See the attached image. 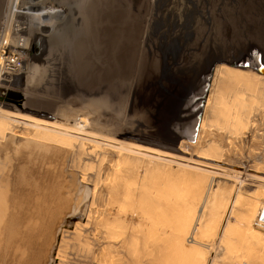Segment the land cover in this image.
<instances>
[{"label": "rangeland", "instance_id": "374dc122", "mask_svg": "<svg viewBox=\"0 0 264 264\" xmlns=\"http://www.w3.org/2000/svg\"><path fill=\"white\" fill-rule=\"evenodd\" d=\"M4 1L0 0V23ZM35 1L38 9L32 8L34 14L19 20L20 30L13 38L9 36L12 39L7 36L0 42V264H167L163 256L172 247L174 231L165 218L170 212L164 211L166 221L155 219L160 228L154 223L156 234L151 237L147 217L153 215L154 219L164 206H157L150 196L149 185L154 181L144 178L138 160L122 158L123 163L114 170L76 148L85 144L65 143L76 141L65 133L64 140L61 136L50 140L46 130L28 128L44 127L51 121L68 127L82 124V119L81 131L86 128L87 132L175 154L179 149L186 159L221 169L225 177L236 181L233 188L232 181L190 170L187 188L195 196L194 208L199 209L195 230L202 228L201 219H217L224 206L230 205L232 215L223 217L234 233L230 236L235 238L238 231L236 236L243 241L251 225L257 230L252 246L244 247L229 236L232 244H241L235 250H245L241 255L247 258L258 252L264 256V177L258 176H264V107L260 115L254 113L255 120L247 122L250 131L246 135L244 120L235 124L236 136L233 126L228 128L230 116L219 121L223 107L234 109L226 80L221 79L224 70L231 76L236 69H248L264 79V72L255 68L257 63L264 67V0H207L201 4L179 0L187 7V42L183 39L186 24L179 29L169 26L164 9L168 2L173 5L178 0ZM169 39H173L169 45L172 54H166L164 64L155 46ZM91 47L102 53L99 59L95 60ZM207 72L200 100L197 91ZM241 91L245 94L240 104L244 105L253 89ZM252 120L255 126L249 125ZM227 128L232 130L230 135ZM135 164L137 170L132 167ZM121 173L127 178L131 174V181ZM172 177L174 188L180 176ZM110 178L118 182L109 187ZM211 229L203 236H208L206 241L204 238L207 247L198 251L200 264L219 257V234ZM92 232L97 236L92 238ZM161 236L167 238L166 244ZM186 240L184 249L191 244ZM84 250L87 256L79 263Z\"/></svg>", "mask_w": 264, "mask_h": 264}, {"label": "bare ground", "instance_id": "6f19581e", "mask_svg": "<svg viewBox=\"0 0 264 264\" xmlns=\"http://www.w3.org/2000/svg\"><path fill=\"white\" fill-rule=\"evenodd\" d=\"M116 2L118 1H121V0H114ZM202 1H205L207 2V0H195V2L197 3H202ZM213 1V0H212ZM210 1V2H212ZM235 1V0H234ZM5 7H4V10H3V13H2V22L0 23V42H1V39H5L7 38H13V36H15V32H17L18 30H20L19 28L21 27V25H19V20L21 21V19H26L29 17V15L31 14H34L33 12V9L34 8L35 10H37V5L33 4L35 3L36 1L35 0H5ZM39 2V1H38ZM45 2V0H44ZM176 4H173L171 5V3H167L166 6H165V11H166V18L169 19V23L168 25L169 26H173V25H177L178 27H175V28H178L181 26V24L183 25L182 28H184V24H186V28H185V31L184 33V36H183V39L186 41L187 39V32L189 31L188 27H187V7L185 4H181V2L178 0V2L176 1L175 2ZM45 4V3H44ZM115 4V2H114ZM215 4V2H214ZM43 5V4H42ZM213 5V4H212ZM93 5H91L92 7ZM90 7V8H91ZM94 8V7H93ZM96 8V7H95ZM27 9L29 10L28 12H24V10ZM154 11V10H153ZM96 12V10H95ZM200 13V12H199ZM206 14V13H205ZM203 18V17H202ZM114 19V18H113ZM113 19H111V22L114 21ZM197 19V18H196ZM201 19V18H199ZM202 20V19H201ZM199 21V20H198ZM201 22V21H200ZM108 23V22H107ZM115 23V22H114ZM199 23V22H198ZM119 24V23H118ZM4 27V29H3ZM112 27V26H111ZM110 27V28H111ZM153 27V26H152ZM203 27V26H202ZM151 28V27H150ZM114 29V28H113ZM152 29V28H151ZM169 29V28H168ZM174 29V28H173ZM108 37L110 39V29L108 28ZM155 31V29H153ZM104 31V30H103ZM113 31V30H112ZM153 31V32H154ZM3 32L5 34H7L6 36L3 35ZM78 31H76L77 33ZM178 32V31H177ZM15 33V34H14ZM21 33V32H20ZM19 34V33H18ZM69 34V33H68ZM79 34V33H78ZM151 33H147L148 36H150ZM165 34V33H164ZM97 36V33L95 34ZM103 35V34H102ZM11 36V37H9ZM18 36V35H16ZM101 36V35H100ZM153 36V34H152ZM155 37V36H154ZM11 38V39H12ZM70 38V37H69ZM113 38V37H112ZM147 38V37H146ZM150 38H152L150 36ZM21 40V37L19 38ZM20 40L19 43L21 42ZM154 40V38H153ZM152 40V41H153ZM166 40V39H165ZM170 40V41H169ZM168 41H166L165 43L162 41V45L163 47H165L166 49H170L169 45L170 43L173 42V39H169ZM15 42V41H14ZM148 42V40H147ZM145 42V43H147ZM187 42V41H186ZM185 42V43H186ZM149 43V42H148ZM153 43V42H151ZM18 44V43H17ZM106 44V43H104ZM103 44V45H104ZM111 44V41L108 40V45ZM186 46V45H185ZM105 47V46H104ZM65 48V47H64ZM148 49V48H147ZM60 50V48H59ZM150 50V49H149ZM153 50V49H152ZM157 50V49H156ZM82 51V50H81ZM85 52V51H84ZM91 52L93 54V57L95 58V60L99 59L101 55L99 54H102L100 53L99 51L95 50L94 48L91 47ZM65 53V52H64ZM151 53V52H150ZM166 53V52H164ZM155 54V53H154ZM157 54H158V51H157ZM65 55V54H64ZM170 55V54H169ZM168 56V55H167ZM162 57V63L165 62L164 59L168 58V57ZM159 62V61H158ZM166 63V62H165ZM164 63V64H165ZM246 64H249L248 62H245ZM94 64V63H93ZM95 65V64H94ZM160 65V64H159ZM160 67H164V66H160ZM159 68V67H158ZM13 69V68H12ZM169 69V67H168ZM241 69V68H240ZM8 70V69H6ZM163 71V70H162ZM259 72L263 73L264 71L259 69ZM229 71H223L222 74H221V79H224L226 80V87H228V97L229 96H232L233 99H234V109L232 111H227L228 109H226V106L223 107L222 111L223 113H221V115H219V121L221 122L223 120V118H225L226 116H230V121H229V126L228 128H231L232 126V129H235V132H234V135L236 136L237 134V129L235 128V124L236 123H240L241 120H244L246 122L245 124V135L248 134L246 131H250V130H247L249 129V126L248 128L246 127V125L249 123V121L251 119L255 120L253 118L254 113L258 114L259 112V115L261 113V110L262 108L264 107V79L262 78V76H260L259 74H257V72H252V71H248V69H245V70H239V69H236L231 76H229ZM217 79V78H216ZM218 80V79H217ZM219 82V81H218ZM225 84V83H224ZM252 87L253 91L251 93V95H248V97L244 98L246 100L245 104L244 105H241L242 104V98H243V95L242 94H245L243 93L241 90L243 91H248L250 88ZM214 88V87H213ZM217 90V89H216ZM247 96V95H246ZM227 97V98H228ZM240 99V102L236 103V101ZM100 100V99H99ZM243 102V103H244ZM236 103V105H235ZM241 103V104H240ZM101 104V103H100ZM240 104V106H239ZM224 106V105H223ZM243 107V108H242ZM65 108V107H64ZM247 109V110H244V109ZM226 109V110H224ZM70 111V110H68ZM64 112V111H63ZM71 112V111H70ZM228 113V114H227ZM62 114V113H61ZM59 115V114H58ZM258 115V116H259ZM60 116V115H59ZM257 116V118H258ZM85 117V116H84ZM244 118V119H243ZM86 119V118H85ZM81 120V118H80ZM252 120V122H253ZM258 120V119H256ZM78 121V120H77ZM86 121V120H85ZM81 122H83L82 124L80 123H74L73 126H61V125H64V124H56L57 122H54V121H51V123L49 124H45L47 127H39V126H35V125H31L29 126L28 128L30 129H33L32 131H34V129H39V130H46L47 133H46V137L49 138L50 140L52 138H58L59 136H61L60 139L64 140V136L68 135L70 136L72 139L76 140L75 142H72L70 141L69 142V139L68 141H66L65 143H70L72 144L73 146L77 145V143H83L85 144L86 146L83 147L82 145H77L76 148L79 150V151H83L86 155H91L93 156L94 158H98V162L101 164V162H105L106 164L108 163V165L110 166V168L112 169H116L117 166H120V164H118L119 162L121 163L123 161L122 158H133V160H138L139 161V164H138V168L141 167V170L142 168L144 170L143 173H144V178L146 179V177H150L151 180H153L154 182L151 184V186L149 185V188H152L150 189L151 191H149V193H152V195H150L151 197H153V200L154 202L157 204V206H160L163 205L164 206V209H161V211L159 212H156L157 214L155 215V218L153 219V215L151 216V219L148 218L147 216V223H149L150 225H152L151 227V230L152 228L154 229L153 225L157 224L155 223V219H157L158 221L159 220H164L165 218H167V222L169 224H171V226L174 227V231L171 235V240H173V244H172V247L171 249H168L167 248V255L164 257L163 256V260L165 262H167V264H200V256L198 255V251L199 250H202L200 249V247H207V243L205 242L206 241V238H208V236L205 238V241H204V238L203 236L205 235H209L210 232L208 233V231H211L213 229H211L212 227L215 229L214 233L215 234H219L218 236V241H217V246H220L221 247V250L219 252V257L216 259L212 258V261L210 264H264V256L260 255V253L258 252V254H253V255H248V258L247 256H243L244 255V252L242 249H240L241 251L239 252V250H235L236 249V246H237V243L238 241L234 244L231 243V239H229V236H230V233L233 231H230L227 227L228 225V221L226 222V219H224L223 217H229L230 215H232V211H233V208L231 207L229 209V206H227V204L224 206L219 218L217 217V219L213 218L211 219V217H207V221H205V224H204V221L201 219V222L202 223V228L199 230L197 229V231L195 230L197 228V219L195 218V213L196 211H199V209H195V200H194V197H192L190 195V191L189 189L187 188V180L189 179V175L191 173H193L192 171L190 170H194V171H197V172H202L203 174H205V176L209 177V176H212L214 175L215 177L217 176L218 178H222V179H225V180H228V181H232V188L233 186L236 184V181L234 179H228L227 177H225L222 173H221V169L219 168H216V167H212L210 165H206V164H202V163H199V162H196V161H193V160H190V159H186L184 156H181L179 154H181V152L179 151V149H177L176 151L178 152V154H175V153H171V152H167V151H161V150H158V149H154V148H148V147H143V146H140V145H137V144H134V143H131V142H128V141H124V140H119V139H113V138H109V136L107 137L105 134H99L96 133V131H94V133H91L90 130L89 132L85 131H81L82 127L84 126V119L81 120ZM93 122V121H92ZM199 122V118L197 117L193 123H198ZM248 122V123H247ZM251 122V123H252ZM91 123V122H90ZM263 123V122H262ZM16 124V123H15ZM93 124V123H92ZM100 124V123H99ZM87 125V124H86ZM241 125V124H240ZM249 125H254V122L252 124H249ZM257 125V124H256ZM259 125V124H258ZM262 125V124H261ZM13 126V125H12ZM197 126V125H196ZM195 126V127H196ZM216 126V125H215ZM242 126V125H241ZM255 126V125H254ZM61 127V128H60ZM99 127V126H98ZM24 128V127H23ZM51 128V129H50ZM221 128V126H220ZM227 128V129H228ZM252 128V127H251ZM93 129V128H92ZM196 129V128H195ZM215 129V128H214ZM6 130V128H5ZM15 130V129H14ZM25 130V129H24ZM83 130V129H82ZM87 130V129H86ZM96 130V129H95ZM111 130V129H110ZM194 130V128H193ZM229 130V129H228ZM255 130V128H254ZM10 131V130H9ZM28 131H30L28 129ZM232 131V130H231ZM229 130V135L231 134V132ZM256 131V130H255ZM6 132V131H5ZM13 132V131H12ZM19 132V131H17ZM68 134H67V133ZM232 132V133H233ZM257 132V131H256ZM262 132V131H260ZM66 135H65V134ZM31 134V133H30ZM33 134V132H32ZM109 134V133H108ZM252 134V132H251ZM264 134V133H263ZM228 135V134H227ZM228 135L229 138H232ZM233 135V136H234ZM244 135V134H243ZM244 135V137H245ZM254 135V134H253ZM252 135V136H253ZM258 135V134H257ZM43 136V135H42ZM45 136V135H44ZM56 136V137H55ZM188 137V136H187ZM192 137V134L191 136H189L188 138H191ZM248 137V136H246ZM254 137V136H253ZM234 138V137H233ZM226 139V138H225ZM237 139V138H236ZM243 139V138H242ZM47 140V139H46ZM228 140V139H227ZM241 140V139H240ZM243 141V140H242ZM51 142V141H50ZM49 142V143H50ZM244 143V142H243ZM231 144V143H230ZM59 145H62L59 144ZM58 145V146H59ZM68 145V144H67ZM66 146V145H65ZM70 148V147H69ZM63 149V148H62ZM65 150V149H64ZM175 151V152H176ZM100 152V153H98ZM98 154H101L98 156ZM108 157H107V156ZM182 155H185V156H189V154H183ZM90 156V157H91ZM107 157L108 160L106 161H103V159ZM121 158V159H120ZM106 159V158H105ZM125 160V159H124ZM127 160V159H126ZM131 160V159H129ZM130 162V161H129ZM123 163V162H122ZM126 164H129L128 162L125 161ZM136 163V162H135ZM137 164V163H136ZM136 164L133 165L132 167L134 169H136ZM103 165V164H102ZM122 166V164H121ZM125 166V165H124ZM128 167V165H127ZM130 167V166H129ZM121 168V167H119ZM124 168V167H123ZM125 169V168H124ZM126 172V170H124ZM129 169V168H128ZM99 170V169H97ZM120 170V169H119ZM122 170V169H121ZM120 170V172H121ZM137 170V169H136ZM140 170V169H139ZM213 170H218V171H213ZM122 171V173H123ZM129 171H132L129 170ZM141 171V172H142ZM253 171V170H252ZM113 172V171H112ZM124 172V173H125ZM135 172H139V171H135ZM121 173V177L124 179L127 178V175H123ZM129 173V172H127ZM125 173V174H127ZM131 173V172H130ZM133 173V171H132ZM258 173V172H257ZM255 173V174H257ZM260 173V172H259ZM98 174V173H96ZM100 174V173H99ZM138 174V173H136ZM136 174H133V175H136ZM197 174V173H196ZM264 174V173H262ZM113 175V174H111ZM117 175V176H116ZM115 177L116 179H118V174H116ZM120 175V174H119ZM148 175V176H147ZM180 176V182L179 183H175L174 184V188L170 185V180L169 178L171 176L175 177V176ZM114 176V175H113ZM112 176V177H113ZM131 176V174H130ZM128 175V178L130 177ZM137 176V175H136ZM199 176V174H198ZM258 176H261V177H264L263 175H258ZM99 177V176H98ZM96 177V179L98 178ZM111 177V178H112ZM172 177V179H173ZM195 177V176H194ZM109 179V187L110 185L112 184H115L116 182L118 181H114V179ZM131 178V177H130ZM188 178V179H187ZM179 179V178H178ZM215 179V178H214ZM95 180V179H94ZM98 180V179H97ZM119 181L121 179H118ZM130 180V179H129ZM195 180V179H194ZM199 180V179H198ZM238 181H241L243 182L242 184H249V185H253L251 182H247V181H242L240 179H236ZM131 181V180H130ZM150 181V180H149ZM234 181V182H233ZM105 182H108V180H106ZM123 181L121 180V183ZM143 182V181H142ZM141 182V183H142ZM214 182V181H213ZM240 182V183H241ZM97 183V182H96ZM102 183V182H101ZM126 183V182H125ZM212 183V182H211ZM211 183H208V184H211ZM95 184V183H94ZM108 184V183H107ZM119 184V183H118ZM145 184V183H144ZM238 184V183H237ZM120 185V184H119ZM124 185V184H122ZM128 186V184H126ZM130 185V183H129ZM135 186V185H134ZM182 186V187H181ZM198 186V185H197ZM259 186V185H258ZM257 186V187H258ZM125 187V186H124ZM131 187V186H129ZM164 187V189L162 188ZM199 187V186H198ZM95 188V187H94ZM132 188V187H131ZM184 188V189H183ZM188 189V190H187ZM113 190V189H112ZM125 191V189H123ZM134 190V189H133ZM132 191V190H131ZM94 192V191H93ZM111 192V191H110ZM187 192L189 193V198L187 196ZM194 192V191H193ZM198 192V190H197ZM260 192V191H259ZM263 192V190H262ZM196 193V191H195ZM263 194V193H262ZM130 195V194H129ZM132 195V194H131ZM195 195V194H194ZM240 195L239 192H237V195L238 196ZM199 196V195H198ZM233 196V195H232ZM249 196V195H248ZM127 197V196H126ZM140 197V196H138ZM138 197H136L138 199ZM224 197V196H223ZM235 197V196H234ZM141 198V197H140ZM146 198V197H145ZM241 198V197H240ZM230 199V197H229ZM234 199V198H233ZM246 199V197H245ZM250 199V198H249ZM124 200V199H123ZM139 200V199H138ZM141 200V199H140ZM126 201V200H125ZM147 201V200H146ZM233 201V200H232ZM235 202H237L236 200H234ZM240 201V200H239ZM119 202V201H118ZM141 202V201H140ZM235 202L233 204H235ZM142 203V202H141ZM144 203V201H143ZM200 203V202H198ZM227 203V202H226ZM243 203V202H242ZM122 204V203H121ZM154 204V203H152ZM244 204V203H243ZM250 204V202H249ZM123 205V204H122ZM125 205V204H124ZM149 205V204H148ZM218 205V203H217ZM247 205V204H246ZM140 206V205H139ZM156 206V205H154ZM198 207V206H197ZM121 208V207H120ZM144 208V207H143ZM155 208V207H154ZM218 208V207H216ZM220 208V207H219ZM145 209V208H144ZM167 209L169 210V214L167 213L168 217L165 216L164 217V214H166V212L164 211H167ZM117 210V209H116ZM151 210V209H150ZM163 210V211H162ZM220 210V209H218ZM102 211V210H101ZM142 211V210H141ZM149 211V210H148ZM201 211V209H200ZM217 210H215V213H216ZM140 212V211H139ZM164 212V213H163ZM220 212V211H219ZM218 212V213H219ZM240 212V211H239ZM124 213V211H123ZM150 213V212H149ZM205 213V212H203ZM118 214V213H117ZM147 214V213H146ZM198 214V213H197ZM211 214V213H210ZM100 215V214H99ZM125 215V214H124ZM201 217H203L202 215L204 214H201ZM116 216V215H115ZM206 216V215H205ZM235 216V215H234ZM98 217V216H96ZM102 216L100 215V218ZM117 217V216H116ZM124 217V216H123ZM159 217H161L159 219ZM197 217V216H196ZM102 219V218H101ZM196 219V220H195ZM162 220V221H163ZM37 221V219H36ZM160 221V222H162ZM166 221V219H165ZM34 222V221H33ZM32 222V223H33ZM101 222V220H100ZM108 222V221H107ZM200 222V221H199ZM198 222V223H199ZM238 222V221H237ZM241 222V221H239ZM119 223L123 224L122 222H118V225H120ZM155 223V224H154ZM164 223V222H163ZM245 223V222H244ZM99 224V223H98ZM117 224V223H116ZM149 224H147V226H149ZM159 224V223H158ZM158 224H157V228H160L158 227ZM162 223H160L161 225ZM166 224V223H165ZM196 224V225H195ZM239 224V223H238ZM250 224V223H248ZM115 225V223L113 224ZM124 225V224H123ZM168 225V224H167ZM36 226V225H35ZM104 226V225H103ZM110 226V225H109ZM201 226V225H200ZM215 226V227H214ZM230 226V225H229ZM239 226H242V225H239ZM247 226V224H246ZM245 226V227H246ZM249 226V225H248ZM247 226V227H248ZM99 227V226H98ZM96 226V229L98 228ZM117 227V226H116ZM121 227V226H119ZM124 227V226H123ZM129 227V226H128ZM148 227V228H150ZM172 227V228H173ZM194 227V228H193ZM112 228V227H111ZM162 228V226H161ZM163 228H164V225H163ZM170 228V227H169ZM168 228V229H169ZM232 228V227H231ZM253 226L251 225V228H250V232H246V235H243L244 239L245 240H239L240 238H238L236 235H238V231H237V234H235V238L232 236L234 235V233L231 235L232 238H234L235 240H239L243 243L241 244H244V247L245 246H248V245H251L255 243V239L257 237V230L254 231V229H252ZM119 229V228H118ZM142 229V228H141ZM167 228L164 229L165 231L168 230ZM211 229V230H210ZM239 230L241 228H238ZM243 229V227H242ZM249 229V228H247ZM95 230V229H94ZM113 230V229H112ZM116 230V229H114ZM125 230V229H124ZM122 230V231H124ZM135 230V229H134ZM148 230V229H147ZM234 230V229H233ZM246 230V229H245ZM98 231V229H97ZM100 231V230H99ZM98 231V232H99ZM136 231V230H135ZM135 231H132V232H135ZM156 231V229H155ZM155 231L152 230L151 232V237H153L156 233ZM159 231V230H158ZM157 231V232H158ZM171 231V229H170ZM242 231V230H241ZM121 232V231H120ZM150 232V229L149 231ZM168 232V231H167ZM193 232H196L195 236L193 237V240L191 239V236L193 234ZM93 233V232H92ZM144 233V232H143ZM170 233V232H169ZM236 233V232H235ZM243 233V232H241ZM245 233V231H244ZM97 233H93L92 234V238H94ZM137 234V233H136ZM145 234V233H144ZM165 234H167L165 232ZM205 234V235H204ZM121 235V234H120ZM135 235V234H134ZM143 235V234H142ZM147 235V234H146ZM150 235V233H149ZM160 235V234H159ZM106 236V235H104ZM148 236V235H147ZM166 236V235H165ZM168 236V235H167ZM166 236V237H167ZM198 236H201V237H198ZM213 236V231H212V235ZM210 236V237H211ZM230 236V237H231ZM114 237V236H113ZM121 237V236H120ZM139 237V236H138ZM164 240L163 243H165V240H167V238H164V236H161ZM170 237V235H169ZM239 237H242L239 236ZM160 238V237H158ZM188 238V242H190L191 244L189 245L190 247L189 248H186L184 249L185 247V244L187 243V239ZM106 239V238H105ZM117 239V238H116ZM142 239V238H141ZM216 239V238H215ZM233 239V240H234ZM151 240H154V238H152ZM138 241V240H137ZM159 241V240H158ZM216 241V240H215ZM245 241V242H244ZM120 242V241H119ZM122 242V241H121ZM124 242V241H123ZM157 242V241H156ZM167 242V241H166ZM169 242V241H168ZM167 242V243H168ZM171 242V241H170ZM233 242V241H232ZM144 243V242H143ZM148 243H150L148 241ZM153 243V241L151 242ZM123 244V243H122ZM139 244V243H138ZM145 244V243H144ZM166 244V243H165ZM163 244V246L165 245ZM240 244V243H238ZM240 244V246H241ZM120 245V244H119ZM187 245V244H186ZM210 245V244H209ZM213 245V244H212ZM211 245V246H212ZM140 246V245H139ZM143 246V245H142ZM167 245H165L164 247H166ZM169 246V245H168ZM195 246V247H194ZM146 247V246H145ZM196 247H198L199 249L197 250ZM219 248V247H218ZM238 248V246H237ZM151 249V248H150ZM148 249V250H150ZM166 249V248H164ZM163 249V250H164ZM205 249V248H204ZM244 249V248H243ZM252 249V247H251ZM136 250V249H135ZM144 250V249H143ZM147 250V251H148ZM169 250V251H168ZM246 250H247V247H246ZM161 251V250H160ZM205 251V250H204ZM21 252V251H20ZM133 252V251H132ZM136 252V251H135ZM140 252V251H139ZM203 252V250H202ZM216 252V251H215ZM243 252V253H242ZM87 253V250H84L82 253H81V256L79 258V263H82L85 259V256ZM154 253V252H153ZM164 253V252H163ZM252 253V252H251ZM243 254V255H241ZM264 254V253H263ZM142 255V254H140ZM144 255V254H143ZM153 254H151L152 256ZM215 257V256H214ZM216 258V257H215ZM238 258V259H237ZM87 259V257H86ZM161 260V258H158ZM239 261L236 262V261ZM152 261V260H151ZM162 261V260H161ZM159 261V262H161ZM234 261V262H233ZM158 262V263H159ZM89 264V263H88ZM116 264V263H115ZM208 264V263H207Z\"/></svg>", "mask_w": 264, "mask_h": 264}, {"label": "water", "instance_id": "95a60500", "mask_svg": "<svg viewBox=\"0 0 264 264\" xmlns=\"http://www.w3.org/2000/svg\"><path fill=\"white\" fill-rule=\"evenodd\" d=\"M258 65H255L256 69H261V68H264L262 67V65L260 63H257ZM208 77H209V72H207L206 74L203 75V78H204V84L202 87H200V89H198L197 91V94L199 95L198 97L201 98L203 97L204 93H205V88H206V85H207V80H208Z\"/></svg>", "mask_w": 264, "mask_h": 264}, {"label": "flooded vegetation", "instance_id": "af4514ba", "mask_svg": "<svg viewBox=\"0 0 264 264\" xmlns=\"http://www.w3.org/2000/svg\"><path fill=\"white\" fill-rule=\"evenodd\" d=\"M155 48H157V51L159 52L158 55L162 56V57H166L167 55L166 54H172V52L170 51V49H166L165 47H163L162 43L160 44H156ZM166 52V53H164ZM170 52V53H168ZM166 55V56H165ZM170 56V55H169Z\"/></svg>", "mask_w": 264, "mask_h": 264}]
</instances>
